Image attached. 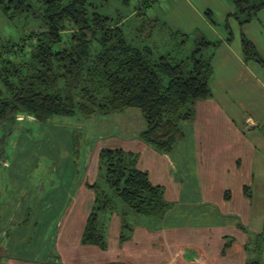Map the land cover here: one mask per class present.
<instances>
[{
	"label": "crops",
	"instance_id": "0c3cea01",
	"mask_svg": "<svg viewBox=\"0 0 264 264\" xmlns=\"http://www.w3.org/2000/svg\"><path fill=\"white\" fill-rule=\"evenodd\" d=\"M223 4L225 15L233 12L227 0ZM236 29L230 42L215 30L216 38L207 37L222 40L212 58L211 96L196 102L195 116L181 122L183 137L169 152L139 139L143 124L129 132L136 113L125 112L132 108L117 112L112 121L120 133L107 136L106 146L92 149L87 165L73 167L69 145L70 151L54 161L58 180L24 194L31 199L15 201L17 214H10L11 206L5 210L4 223H15L5 249L0 247V264H245L259 249L264 261V240L259 244L257 237L264 226V68L243 60L235 37L243 32L264 59V7ZM102 147L137 153V168L163 188L172 204L163 217H130L134 228L124 241L119 240L120 216L111 213L105 249L81 242L95 198L88 184L97 178ZM16 190L19 196L22 189ZM23 203L31 205L26 222ZM58 209L59 229L49 235L45 223ZM253 210L261 228L251 226Z\"/></svg>",
	"mask_w": 264,
	"mask_h": 264
},
{
	"label": "trees",
	"instance_id": "16d2710c",
	"mask_svg": "<svg viewBox=\"0 0 264 264\" xmlns=\"http://www.w3.org/2000/svg\"><path fill=\"white\" fill-rule=\"evenodd\" d=\"M154 1H141L136 14L145 13ZM230 1L235 10L223 23L228 42L233 39L229 18L241 27L264 7V0ZM0 9L8 17L29 13L37 21L18 41L0 45V162L11 124L23 116L45 123L55 115L91 117L128 108L139 109L145 121L139 139L167 153L183 137L181 122L195 116L196 102L211 96L212 58L222 40H210L198 29L194 49L186 56H156L149 46L127 40L121 19L90 11L86 0H0ZM181 36L184 43L187 34ZM240 43L243 60L264 68V59L243 32ZM71 139L77 157L80 141L74 135ZM137 161V153L100 148L97 178L88 184L95 198L83 244L107 247V218L113 212L120 216L119 240L124 241L134 228L130 217L139 218L134 213L163 217L171 208L163 188L151 183ZM257 237L262 244L264 226ZM245 264H264L261 250Z\"/></svg>",
	"mask_w": 264,
	"mask_h": 264
},
{
	"label": "rangeland",
	"instance_id": "374dc122",
	"mask_svg": "<svg viewBox=\"0 0 264 264\" xmlns=\"http://www.w3.org/2000/svg\"><path fill=\"white\" fill-rule=\"evenodd\" d=\"M69 0H64L67 2ZM90 4V11H96L101 15L108 16L113 20L121 19V27L127 40L137 47L149 46L156 56L170 53L172 56L182 58L194 49V31L198 29L206 37L216 38L214 30L219 34L226 36L224 31V20L227 15L226 6L223 0H155L144 13L136 14L139 5L143 0H86ZM230 10L235 7L227 0ZM36 3V0H29ZM227 5V4H226ZM210 11V15L207 14ZM211 19L215 22H211ZM237 21L229 18V25L236 33ZM37 26L36 19L29 13H21L13 17H8L0 9V45L5 41H18L22 36L27 35L32 28ZM181 34H187V38L182 42ZM236 39L240 35L236 34ZM136 113L128 124L129 132L137 131L139 125L145 126V121L137 108H132L127 113ZM118 117L117 113L108 115H94L83 117L76 113L72 116L55 115L49 118L45 123H39L27 116L22 120H16L11 124V133L7 141L3 144V157L5 160L0 162V226L4 227L6 234H0V247L5 249L10 231L14 227L15 220L12 223L5 222L7 214L5 210L10 207V214H17L19 206H13L15 201L28 200L30 194L38 188L43 182H56V155H65L70 151L71 136L78 137L81 150L80 159L73 155V167L79 169V164L87 165L91 158L89 154L92 149L100 144H107V136L120 133L118 124L112 120ZM135 130V131H133ZM68 143V147L67 146ZM102 145V146H103ZM106 146V145H105ZM59 159V158H58ZM17 188H21L20 195ZM39 193V190H37ZM33 199V198H32ZM24 222L27 221L31 205L24 206ZM66 209V208H65ZM128 209V208H127ZM254 209V207H253ZM56 210V209H55ZM4 211V212H3ZM29 211V212H28ZM131 213H134L129 209ZM13 212V213H12ZM61 211H56L51 218L49 225L46 221L45 232L50 235L51 232L59 229ZM251 216V226L262 227V221L257 225V213L253 210ZM31 214V213H30ZM34 214L36 210L34 209ZM33 214V215H34ZM137 215L139 220L146 216ZM39 217L43 213L37 214ZM30 216V215H29ZM48 226V229H47ZM39 229V228H38ZM35 230V229H34ZM55 232V233H56ZM263 260V259H262ZM264 262V261H263Z\"/></svg>",
	"mask_w": 264,
	"mask_h": 264
}]
</instances>
